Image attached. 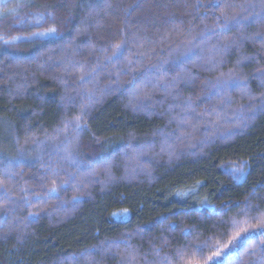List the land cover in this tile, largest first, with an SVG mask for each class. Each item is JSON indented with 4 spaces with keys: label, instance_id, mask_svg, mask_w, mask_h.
<instances>
[{
    "label": "trees",
    "instance_id": "16d2710c",
    "mask_svg": "<svg viewBox=\"0 0 264 264\" xmlns=\"http://www.w3.org/2000/svg\"><path fill=\"white\" fill-rule=\"evenodd\" d=\"M77 15L0 47V264H264V0Z\"/></svg>",
    "mask_w": 264,
    "mask_h": 264
},
{
    "label": "rangeland",
    "instance_id": "374dc122",
    "mask_svg": "<svg viewBox=\"0 0 264 264\" xmlns=\"http://www.w3.org/2000/svg\"><path fill=\"white\" fill-rule=\"evenodd\" d=\"M10 0H0V11ZM87 0H23L6 11L0 12V47L14 53H26L42 44L69 45L70 40L60 44L78 18L77 13ZM55 29V31H50ZM86 27L74 32V40L82 41ZM74 45V44H73ZM56 48V47H55ZM193 120V118H191ZM98 144L88 140L84 143L81 158L85 161L99 157ZM1 215V213H0ZM227 252L223 257L230 255Z\"/></svg>",
    "mask_w": 264,
    "mask_h": 264
},
{
    "label": "snow or ice",
    "instance_id": "6c2138e0",
    "mask_svg": "<svg viewBox=\"0 0 264 264\" xmlns=\"http://www.w3.org/2000/svg\"><path fill=\"white\" fill-rule=\"evenodd\" d=\"M50 31H53V32H54V31H55V29H51ZM114 215H115V213H114Z\"/></svg>",
    "mask_w": 264,
    "mask_h": 264
}]
</instances>
